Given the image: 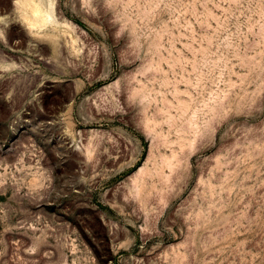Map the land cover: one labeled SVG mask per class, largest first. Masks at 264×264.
I'll use <instances>...</instances> for the list:
<instances>
[{"label": "rangeland", "instance_id": "1", "mask_svg": "<svg viewBox=\"0 0 264 264\" xmlns=\"http://www.w3.org/2000/svg\"><path fill=\"white\" fill-rule=\"evenodd\" d=\"M0 264H264V0H0Z\"/></svg>", "mask_w": 264, "mask_h": 264}, {"label": "bare ground", "instance_id": "2", "mask_svg": "<svg viewBox=\"0 0 264 264\" xmlns=\"http://www.w3.org/2000/svg\"><path fill=\"white\" fill-rule=\"evenodd\" d=\"M46 6V5H45ZM31 7L34 15H41V10L38 7V4L34 3L33 5L29 6ZM51 16V14H49ZM45 17V16H44ZM43 21V20H42ZM39 22V21H38ZM45 23V22H44ZM32 24V23H31ZM43 25V23H41ZM36 26V25H35ZM33 28V27H32ZM169 164V163H168Z\"/></svg>", "mask_w": 264, "mask_h": 264}]
</instances>
